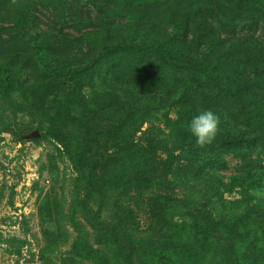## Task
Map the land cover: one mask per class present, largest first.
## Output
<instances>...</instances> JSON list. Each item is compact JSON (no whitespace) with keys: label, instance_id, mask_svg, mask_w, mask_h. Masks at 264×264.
<instances>
[{"label":"trees","instance_id":"1","mask_svg":"<svg viewBox=\"0 0 264 264\" xmlns=\"http://www.w3.org/2000/svg\"><path fill=\"white\" fill-rule=\"evenodd\" d=\"M35 5L30 0H0V86L28 93L29 61L36 55L46 67L50 64L46 61L62 59L45 47L51 41L77 49L75 62L71 52L64 53L61 66L46 72L64 80L61 86L67 97L59 113L73 120L75 108L84 105L88 114L120 116L119 127L127 125L133 134L124 148L118 144L111 153L98 152L94 169L103 171L106 162L121 159L125 152L131 185L142 188L140 195L150 194L147 203L139 205L148 217V230L140 232L134 209L120 205L125 217L98 243L140 244L146 264H251L249 258L236 262L230 256L233 242L246 235L243 222L222 229L212 215L201 211L174 223L170 217L180 211L172 188L164 182L169 167L159 154L158 133L151 129L140 137L136 133L144 124L152 125L163 110H179L188 124L198 111L210 109L219 114L220 129L236 135L239 145L248 143L249 151L263 140L264 8L254 0H61L59 6L68 18L48 17L43 29ZM100 18L106 27L91 29ZM72 27L80 33L78 38L66 31ZM95 37L102 38L99 49ZM104 59L118 65L126 61V66L117 68L118 78L96 97L81 92L79 96L77 78ZM186 135L191 137L188 131ZM186 234L191 238L183 240ZM100 247L101 263L109 264Z\"/></svg>","mask_w":264,"mask_h":264},{"label":"rangeland","instance_id":"2","mask_svg":"<svg viewBox=\"0 0 264 264\" xmlns=\"http://www.w3.org/2000/svg\"><path fill=\"white\" fill-rule=\"evenodd\" d=\"M30 1H35V16L43 29L48 17L68 18L59 6L61 0ZM254 1L264 8V0ZM103 20L91 29L105 28ZM66 31L79 37L73 27ZM101 41L93 39L97 49ZM45 47L62 59L45 60L51 65L42 67L35 55L28 65L32 75L28 93L0 86V264H102L97 253L101 245L109 264H127L129 259L146 264L140 244L98 243L125 217L120 205L134 209L140 232L148 230V217L139 205L146 204L150 194L140 195L142 188L131 185L126 153L106 162L103 171L94 169L98 152L111 153L118 144L124 148L133 131L127 125L119 127L122 119L116 113L88 114L84 105L75 108L73 120L64 118L59 113L67 97L61 86L64 80L46 72L61 66L64 53L71 52L75 62L78 50L56 41ZM124 62L104 59L86 69L74 85L78 95L94 98L103 92L118 78L117 68L123 69ZM178 112L160 111L152 125L144 124L136 133L139 137L149 129L158 133L159 154L169 167L164 182L172 188L180 211L170 218L176 223L180 216L202 211L222 229L243 222L246 235L233 242L230 256L236 262L249 258L251 264H264V139L249 151L248 143L239 145L237 136L225 128L212 145L201 148L192 136L185 137L188 124ZM132 250L136 253L131 257Z\"/></svg>","mask_w":264,"mask_h":264},{"label":"clouds","instance_id":"3","mask_svg":"<svg viewBox=\"0 0 264 264\" xmlns=\"http://www.w3.org/2000/svg\"><path fill=\"white\" fill-rule=\"evenodd\" d=\"M220 116L212 110L198 111L187 125V131L195 139L197 146L204 148L212 145L220 131Z\"/></svg>","mask_w":264,"mask_h":264},{"label":"water","instance_id":"4","mask_svg":"<svg viewBox=\"0 0 264 264\" xmlns=\"http://www.w3.org/2000/svg\"><path fill=\"white\" fill-rule=\"evenodd\" d=\"M39 135H40L39 133H34L32 136L33 137H39Z\"/></svg>","mask_w":264,"mask_h":264}]
</instances>
